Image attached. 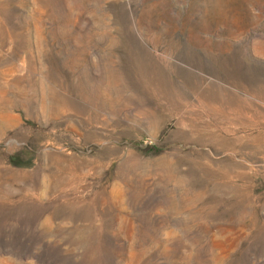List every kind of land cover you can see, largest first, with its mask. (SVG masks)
<instances>
[{
  "label": "rangeland",
  "instance_id": "obj_1",
  "mask_svg": "<svg viewBox=\"0 0 264 264\" xmlns=\"http://www.w3.org/2000/svg\"><path fill=\"white\" fill-rule=\"evenodd\" d=\"M0 264H264V0H0Z\"/></svg>",
  "mask_w": 264,
  "mask_h": 264
}]
</instances>
